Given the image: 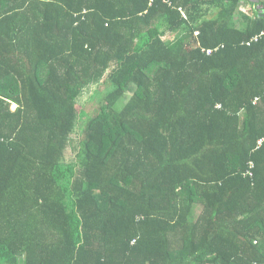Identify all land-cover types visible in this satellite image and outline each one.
Masks as SVG:
<instances>
[{"label":"trees","instance_id":"1","mask_svg":"<svg viewBox=\"0 0 264 264\" xmlns=\"http://www.w3.org/2000/svg\"><path fill=\"white\" fill-rule=\"evenodd\" d=\"M0 264H264V0H0Z\"/></svg>","mask_w":264,"mask_h":264},{"label":"rangeland","instance_id":"2","mask_svg":"<svg viewBox=\"0 0 264 264\" xmlns=\"http://www.w3.org/2000/svg\"><path fill=\"white\" fill-rule=\"evenodd\" d=\"M241 5H242V8L245 10V12L243 13V12H241V11H239V14H237L236 15V18L238 19V21L240 22L239 24H241V23H244L245 22V16H248V17H251V18H255L254 17V15H255V13H254V10H252L253 9V6H252V4H250V3H247V2H242L241 3ZM247 11V12H246ZM168 37L169 36H165L164 37V39H168ZM94 89H92L90 92H88V93H86V95H84L83 97H82V99H81V103H80V106L82 107V108H85V105H87L88 103H89V101H90V96L92 95V91H93ZM130 94H126L125 96H124V102H126L127 100H129L130 99ZM122 104H124V103H120L119 104V108H122ZM16 106L15 105H13L12 106V109L13 110H16ZM87 120V118L86 119H84V121L82 122L83 123V126L85 125V121ZM199 214L200 213H197L196 215H195V220H197V217L199 216Z\"/></svg>","mask_w":264,"mask_h":264},{"label":"clouds","instance_id":"3","mask_svg":"<svg viewBox=\"0 0 264 264\" xmlns=\"http://www.w3.org/2000/svg\"><path fill=\"white\" fill-rule=\"evenodd\" d=\"M244 2H246V1H244ZM239 11H241V12H245V10L242 8V5H240V8H239ZM247 12V11H246Z\"/></svg>","mask_w":264,"mask_h":264}]
</instances>
